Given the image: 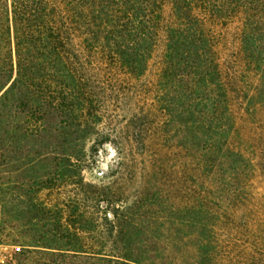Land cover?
Listing matches in <instances>:
<instances>
[{"label": "trees", "instance_id": "trees-1", "mask_svg": "<svg viewBox=\"0 0 264 264\" xmlns=\"http://www.w3.org/2000/svg\"><path fill=\"white\" fill-rule=\"evenodd\" d=\"M0 185L8 264H264V0H0Z\"/></svg>", "mask_w": 264, "mask_h": 264}, {"label": "rangeland", "instance_id": "rangeland-1", "mask_svg": "<svg viewBox=\"0 0 264 264\" xmlns=\"http://www.w3.org/2000/svg\"><path fill=\"white\" fill-rule=\"evenodd\" d=\"M157 61L156 58L153 60V62ZM154 64V63H153ZM155 65H153L154 68ZM124 91L127 90V87L123 89ZM134 96V94H126V97L123 100V104L121 103L118 105L119 109L115 107L113 109L118 115H122L117 117V126H120L121 124H125L127 122V118H130V115L139 111L140 109H130L128 105H130L131 101ZM116 105V106H117ZM121 107H124V109H121ZM114 113V112H113ZM123 116L125 118H123ZM130 122V121H129ZM178 120L177 122L173 123L172 125H167L164 129L166 132L169 131V135L167 138H161L159 141L161 143L165 144V149L168 150V147L171 145H177L178 143V136L172 137V132L175 130H178ZM173 127V128H172ZM171 129V130H170ZM168 130V131H167ZM164 139V140H163ZM118 160V155L116 151V147L112 143H106L101 148H99L98 154L92 163V165L84 170V177L87 181L92 183H101V181H106L110 179V174L112 171L116 169V164ZM177 164H178V158L177 155L174 156L172 154L166 153L162 157L161 161V172L159 175V182L161 183V187L167 192L169 190V184L173 183L172 179H176L177 177ZM178 179V178H177ZM1 188V185H0ZM43 196L46 194V192L42 193ZM3 201H2V194L0 192V232L1 236L3 237L4 241L10 245L9 250L12 252L14 247L11 245L12 239L15 237L14 233L8 228L7 226L2 225V212H3Z\"/></svg>", "mask_w": 264, "mask_h": 264}, {"label": "built area", "instance_id": "built-area-1", "mask_svg": "<svg viewBox=\"0 0 264 264\" xmlns=\"http://www.w3.org/2000/svg\"><path fill=\"white\" fill-rule=\"evenodd\" d=\"M9 247L10 245L4 241L0 232V264H8V261L12 255V252L9 250Z\"/></svg>", "mask_w": 264, "mask_h": 264}]
</instances>
